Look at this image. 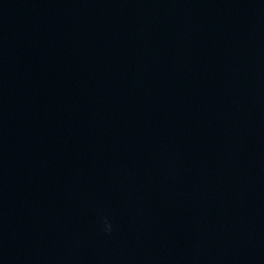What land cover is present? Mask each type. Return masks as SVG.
<instances>
[{
	"label": "clouds",
	"instance_id": "9594fccd",
	"mask_svg": "<svg viewBox=\"0 0 264 264\" xmlns=\"http://www.w3.org/2000/svg\"><path fill=\"white\" fill-rule=\"evenodd\" d=\"M109 228H110V226H109Z\"/></svg>",
	"mask_w": 264,
	"mask_h": 264
}]
</instances>
